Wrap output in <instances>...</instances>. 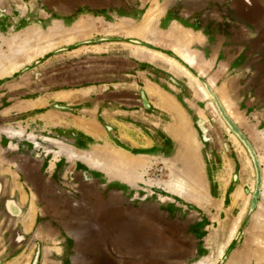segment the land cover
<instances>
[{
	"label": "rangeland",
	"instance_id": "374dc122",
	"mask_svg": "<svg viewBox=\"0 0 264 264\" xmlns=\"http://www.w3.org/2000/svg\"><path fill=\"white\" fill-rule=\"evenodd\" d=\"M48 32L0 74V264H264V0H0L1 56Z\"/></svg>",
	"mask_w": 264,
	"mask_h": 264
},
{
	"label": "bare ground",
	"instance_id": "6f19581e",
	"mask_svg": "<svg viewBox=\"0 0 264 264\" xmlns=\"http://www.w3.org/2000/svg\"><path fill=\"white\" fill-rule=\"evenodd\" d=\"M150 14V13H149ZM151 15V14H150ZM150 17V16H149ZM146 20V19H145ZM50 31V30H49ZM51 31H53V30H51ZM37 32V31H36ZM57 32L59 33V31H58V29H57ZM35 33V32H34ZM25 34V33H24ZM23 34V35H24ZM29 34H30V32H29ZM48 34H49V32H48ZM48 34L47 35H45L44 37L45 38H41V36L40 37H37L36 39H29V42H31L32 44H33V42L34 41H37L38 42V40H39V42H40V44H41V46L36 50V51H34V52H32V54L30 53H28L27 54V52H30V51H28L26 48L27 47H29V48H31L30 46H31V44L28 42V44H30V45H24V43H22L23 45H22V47H21V45L19 44V45H17V46H15L16 47V49L14 48V49H11V47H9L10 49H7L8 51L6 52L7 54L5 55H3V56H1L0 55V74H3V73H5V72H7V71H11L12 69H14L15 67H16V64L14 63V61H15V59H14V57H15V55L17 54V53H19L20 54V52H21V54H23V55H25V58H23L24 56H22L21 54V56L20 57H22L23 59H24V61L26 62V60L28 61V60H30L31 59V56L33 57L34 55H37V54H41V52H43V51H45V50H47V49H49V48H52V47H54L55 46V44H56V42H55V40L58 38V35H56L57 36V38L56 39H54L56 36H55V34L54 33H50L49 34V36H48ZM60 35V34H59ZM55 36V37H54ZM67 36V35H66ZM27 37V36H26ZM25 37V38H26ZM34 37H36V35H34ZM62 37V36H61ZM73 37V36H72ZM71 37V38H72ZM18 38V37H17ZM25 38H23V39H25ZM67 38V37H66ZM70 38V37H69ZM69 38H67V39H65L66 41L67 40H71V39H69ZM22 39V38H21ZM59 39H61L60 37L58 38V40ZM25 40H27V38L25 39ZM15 42V41H14ZM21 42H23V41H21ZM20 42V43H21ZM25 43H26V41H25ZM14 44V43H13ZM10 45V44H9ZM22 48V49H21ZM25 50V51H24ZM27 50V51H26ZM16 52V53H15ZM25 54H24V53ZM1 53V52H0ZM14 53H15V55H14ZM181 53H183V58L185 59L186 58V60L187 61H190L191 59V57L190 56H188L187 54H184V52H181ZM27 54V55H26ZM34 54V55H33ZM185 55V56H184ZM186 55H187V57H186ZM16 56H18V54L16 55ZM188 57H190V58H188ZM189 60H188V59ZM23 59H21L19 62H23ZM192 62V61H191ZM175 64V63H174ZM177 64V63H176ZM179 66V65H178ZM173 67V66H172ZM176 68V67H175ZM174 68V69H175ZM173 69V70H174ZM177 69V68H176ZM183 69L184 68H182L181 69V72L183 71ZM178 70V69H177ZM180 70V69H179ZM184 71H185V69H184ZM174 72H175V70H174ZM176 72H179V71H176ZM181 72H179V74L181 73ZM186 74V73H188L187 71H185V72H183V74ZM189 74V73H188ZM188 76H190V75H188ZM192 78V77H191ZM190 78V79H191ZM192 81V80H191ZM195 83H196V81H195ZM201 90V89H200ZM203 92V91H202ZM117 154H119L118 152H116ZM121 155V154H120ZM90 156V155H89ZM118 155H115V156H112V158L114 157H117ZM125 157V156H124ZM120 158V157H119ZM93 159V158H92ZM121 159V158H120ZM125 159V158H124ZM96 160V159H95ZM126 160V159H125ZM100 161V160H99ZM92 162V161H91ZM90 162V163H91ZM93 162H95L94 160H93ZM104 164V163H103ZM91 165V164H90ZM174 178V177H173ZM177 179V178H176ZM174 180V181H177V180ZM262 208V207H261ZM264 208H262V210H263ZM264 212V211H263ZM259 214H260V212H259ZM258 215V214H257ZM221 250L222 249H220V251H219V254L221 253Z\"/></svg>",
	"mask_w": 264,
	"mask_h": 264
},
{
	"label": "flooded vegetation",
	"instance_id": "af4514ba",
	"mask_svg": "<svg viewBox=\"0 0 264 264\" xmlns=\"http://www.w3.org/2000/svg\"><path fill=\"white\" fill-rule=\"evenodd\" d=\"M0 204L2 205L3 207V210H4V213L6 214V216L9 217H17L20 215L21 213V208H20V204L17 203V200H15L8 192H4L2 186H1V183H0ZM87 228H91V227H87ZM82 235L80 236L79 239H82V238H88V233H89V230L86 229L84 231H82ZM70 235H73L72 233H70ZM75 239V238H74ZM73 244H77V242H72V246ZM71 246V247H72ZM66 264H74L73 262H68Z\"/></svg>",
	"mask_w": 264,
	"mask_h": 264
},
{
	"label": "crops",
	"instance_id": "0c3cea01",
	"mask_svg": "<svg viewBox=\"0 0 264 264\" xmlns=\"http://www.w3.org/2000/svg\"><path fill=\"white\" fill-rule=\"evenodd\" d=\"M8 216H6V214L4 213L3 207L0 204V220H3L5 218H7ZM10 222V221H9Z\"/></svg>",
	"mask_w": 264,
	"mask_h": 264
}]
</instances>
